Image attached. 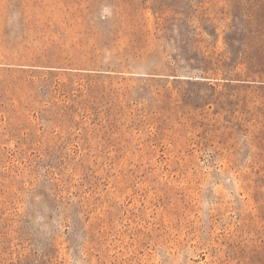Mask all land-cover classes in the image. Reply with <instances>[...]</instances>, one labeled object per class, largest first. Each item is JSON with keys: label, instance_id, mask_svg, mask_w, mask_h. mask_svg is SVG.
<instances>
[{"label": "rangeland", "instance_id": "rangeland-1", "mask_svg": "<svg viewBox=\"0 0 264 264\" xmlns=\"http://www.w3.org/2000/svg\"><path fill=\"white\" fill-rule=\"evenodd\" d=\"M0 264H264V0H0Z\"/></svg>", "mask_w": 264, "mask_h": 264}]
</instances>
